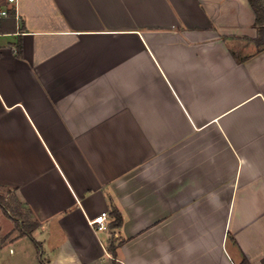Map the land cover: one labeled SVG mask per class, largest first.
I'll return each mask as SVG.
<instances>
[{
	"label": "crops",
	"instance_id": "obj_1",
	"mask_svg": "<svg viewBox=\"0 0 264 264\" xmlns=\"http://www.w3.org/2000/svg\"><path fill=\"white\" fill-rule=\"evenodd\" d=\"M0 22V264H264V45L248 0H19ZM113 208L123 223L111 226ZM110 213L109 228L91 221ZM118 240V241H117Z\"/></svg>",
	"mask_w": 264,
	"mask_h": 264
},
{
	"label": "trees",
	"instance_id": "obj_2",
	"mask_svg": "<svg viewBox=\"0 0 264 264\" xmlns=\"http://www.w3.org/2000/svg\"><path fill=\"white\" fill-rule=\"evenodd\" d=\"M256 13V26L258 27V36L254 39L256 44L261 47L264 45V0H248ZM0 206L4 212L12 217L16 222V227L21 235H32V232L39 226V221L30 217V211L24 210L22 203L11 193L10 190H2L0 187ZM113 221L111 226L119 227L123 223V216L120 210L113 208L111 211ZM124 241L120 240L109 244V249L113 256V264H122L117 257V249ZM244 264H250L247 259Z\"/></svg>",
	"mask_w": 264,
	"mask_h": 264
},
{
	"label": "built area",
	"instance_id": "obj_3",
	"mask_svg": "<svg viewBox=\"0 0 264 264\" xmlns=\"http://www.w3.org/2000/svg\"><path fill=\"white\" fill-rule=\"evenodd\" d=\"M19 0H0V22L3 19L14 17L20 20V13L18 9ZM110 213L103 211L97 215L91 223L99 230H107L109 228Z\"/></svg>",
	"mask_w": 264,
	"mask_h": 264
},
{
	"label": "rangeland",
	"instance_id": "obj_4",
	"mask_svg": "<svg viewBox=\"0 0 264 264\" xmlns=\"http://www.w3.org/2000/svg\"><path fill=\"white\" fill-rule=\"evenodd\" d=\"M118 241V240H117Z\"/></svg>",
	"mask_w": 264,
	"mask_h": 264
}]
</instances>
